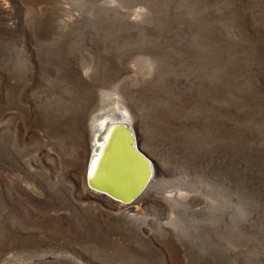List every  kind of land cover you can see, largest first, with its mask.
Listing matches in <instances>:
<instances>
[{
  "label": "rangeland",
  "instance_id": "1",
  "mask_svg": "<svg viewBox=\"0 0 264 264\" xmlns=\"http://www.w3.org/2000/svg\"><path fill=\"white\" fill-rule=\"evenodd\" d=\"M116 110L139 211L86 184ZM0 264H264V0H0Z\"/></svg>",
  "mask_w": 264,
  "mask_h": 264
},
{
  "label": "bare ground",
  "instance_id": "2",
  "mask_svg": "<svg viewBox=\"0 0 264 264\" xmlns=\"http://www.w3.org/2000/svg\"><path fill=\"white\" fill-rule=\"evenodd\" d=\"M97 125H98V131L94 136L93 149L91 151V155L86 171L87 187L89 191L93 192L98 197H102L113 203L115 202V204L117 203L118 205L121 206L131 207L135 209V211H139L147 203L146 197L150 195L153 187L155 186L154 184L157 179V173L159 170H157L156 166L152 162V167H151L152 177L146 189L138 198H136L134 201L130 203L116 202L115 200L111 199L108 196L92 191L88 186V182L90 183L91 186H94L96 184H105L109 182L110 176L108 172L112 164L113 157L115 156L114 154L116 148L115 144L119 139L122 140L123 138H125L124 132L122 133L119 130V128L122 126H127L129 127L130 133L136 136L132 123L127 118H125V115L122 113V111L119 110H116L115 113L100 114L97 121ZM93 161H95L94 167H93ZM138 165H140V163L136 161H132L130 163V166L135 169H137ZM182 198H185L183 194H178V195L171 194V196H169V199H171L172 201H179V199Z\"/></svg>",
  "mask_w": 264,
  "mask_h": 264
},
{
  "label": "water",
  "instance_id": "3",
  "mask_svg": "<svg viewBox=\"0 0 264 264\" xmlns=\"http://www.w3.org/2000/svg\"><path fill=\"white\" fill-rule=\"evenodd\" d=\"M119 130L125 134V138L118 140L115 144V156L112 164L116 165L118 158L123 156L124 161L128 164L132 161L139 162L137 169L131 168L127 179H117L109 171V182L105 184H96L88 186L92 191L108 196L116 202L130 203L138 198L146 189L152 172V160L140 149L135 135L130 133L129 127L122 126ZM135 132V131H134ZM112 181V183H111Z\"/></svg>",
  "mask_w": 264,
  "mask_h": 264
},
{
  "label": "snow or ice",
  "instance_id": "4",
  "mask_svg": "<svg viewBox=\"0 0 264 264\" xmlns=\"http://www.w3.org/2000/svg\"><path fill=\"white\" fill-rule=\"evenodd\" d=\"M95 166V161H93V167Z\"/></svg>",
  "mask_w": 264,
  "mask_h": 264
}]
</instances>
